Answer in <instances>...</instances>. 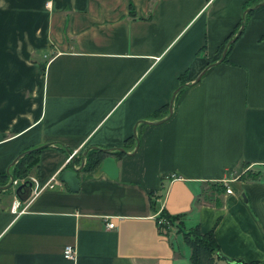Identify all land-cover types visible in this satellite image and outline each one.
I'll return each instance as SVG.
<instances>
[{"label": "crops", "instance_id": "1", "mask_svg": "<svg viewBox=\"0 0 264 264\" xmlns=\"http://www.w3.org/2000/svg\"><path fill=\"white\" fill-rule=\"evenodd\" d=\"M247 2L262 0H0V174L46 146L28 178L52 186L21 214L29 188L0 190V264H189L160 212L264 264V4L193 83ZM92 147L123 151L117 177L80 169L70 191L65 160Z\"/></svg>", "mask_w": 264, "mask_h": 264}, {"label": "trees", "instance_id": "2", "mask_svg": "<svg viewBox=\"0 0 264 264\" xmlns=\"http://www.w3.org/2000/svg\"><path fill=\"white\" fill-rule=\"evenodd\" d=\"M251 2H247L246 5L244 4L242 10H244V8L247 7V5L248 6L251 5ZM251 13L252 12H248L244 15L243 26L250 17ZM241 20L242 19H240L236 24V28H235L236 30L239 28L241 24ZM231 35L234 34L232 33ZM229 39L225 40L224 43L226 44ZM232 44L228 46L225 57L221 61L222 63L226 62V55L228 54V51L232 46ZM178 80L181 86V88L179 89L180 91L185 87V78L183 75H181L179 76ZM167 106L168 105L163 106V108L157 111V113L166 110ZM26 151H29V153L26 154H23L24 152L21 153L23 155L20 154L21 156L13 163V165L10 166L11 168L9 169V171L0 174V187L6 186L10 178L13 181L22 180L27 178L33 170L34 171L36 170L38 164V153L41 151V148L29 149ZM121 154H123V152H114L111 154L109 153L110 156L116 158L120 157ZM104 157L105 154H103L99 150L96 149L88 150L87 154L83 158V165L81 167V172L89 173L95 170ZM240 178L241 180L255 181V177L253 175H250V173H246L245 176H241ZM24 190L25 188L21 189V191L18 193L19 198L22 191ZM160 216L163 217L170 226H175L176 228H178V232L181 233L182 241L184 245L189 249V258H188L189 264H218L217 261H221V260L224 261V264H231V263L243 264L237 261L227 262V260H224L221 256H220L221 260L217 257L218 247L211 231L205 234H199L197 228H192L184 231L182 229L183 226L181 222H178L179 224L178 223L174 224L175 221L179 220L178 216H168L165 213H161V212H160Z\"/></svg>", "mask_w": 264, "mask_h": 264}, {"label": "water", "instance_id": "3", "mask_svg": "<svg viewBox=\"0 0 264 264\" xmlns=\"http://www.w3.org/2000/svg\"><path fill=\"white\" fill-rule=\"evenodd\" d=\"M264 4V0H262L261 3L259 4H256L255 6L251 7V8H247L245 9L243 12H242V20H241V24L236 32V34L233 36L232 39H230L224 46L222 52H221V55L219 57V59L213 63V64H209L207 65L201 72L200 74L196 77V79L193 81V83H196L198 82V80L201 78V76L211 67L221 63V61L224 59L225 57V54H226V50L228 48V46H230L237 38L238 36L240 35L242 29H243V16L248 13V12H253L254 10H256L257 8H259L260 6H262ZM178 91V90H177ZM171 113V106L169 104V107H168V116L170 115ZM158 123H161V122H158ZM46 146H42L41 148H44ZM91 149H96L95 147H92ZM101 151L103 154H105V157L102 159V161L100 162L99 164V172L104 174L107 178L109 179H116L117 177V168L115 166V161L114 159L109 155V153L111 152L110 150H99ZM119 152H123L122 150H118ZM26 153H29V151H26L24 152L23 154H26ZM21 154V155H23ZM86 154V151L82 154L83 156ZM17 156V158H15V160L10 164L13 165V163L21 156ZM69 155V154H68ZM9 166V167H10ZM82 167V164L77 168V169H71V170H64L62 171L59 175H58V178L57 180L59 182H62V183H65L68 185L69 187V190L70 191H76V188H77V178H76V173L81 169ZM7 172V171H6ZM12 179L10 178L9 179V182L6 186L4 187H0V190H5V189H8L11 184H12ZM23 188H29V184H21L19 186H17L14 190V193L15 195L18 197V193L21 191V189ZM243 198V195L241 196ZM244 200V199H243ZM217 257L221 260V257L219 256V254L217 255Z\"/></svg>", "mask_w": 264, "mask_h": 264}, {"label": "built area", "instance_id": "4", "mask_svg": "<svg viewBox=\"0 0 264 264\" xmlns=\"http://www.w3.org/2000/svg\"><path fill=\"white\" fill-rule=\"evenodd\" d=\"M74 155H75V152H72L70 153L66 160H65V165H69L71 163V166L74 168L75 166H73V163H72V160L74 158ZM19 182V181H18ZM15 183L14 181H12V184H15L14 186V189L21 185V184H29V193H28V196L26 197V199L23 201V202H20L18 199L15 198V203H14V206H13V209L16 210V209H19L17 214H21L27 207L28 203L40 192L42 191L43 189L45 188H52L51 184L49 182H46L45 184L43 185H38L36 180L33 179V178H28L27 180H24V181H20L19 183ZM224 194L226 195H229L231 194V189L227 186V185H224ZM157 225L161 228V229H164L166 227L169 226V224L167 223V221L159 216L157 218ZM106 228L107 229H112L113 228V225L108 223L106 225ZM62 257L65 259V260H72L73 257H74V252H73V249L70 247V246H67L63 249L62 251Z\"/></svg>", "mask_w": 264, "mask_h": 264}, {"label": "rangeland", "instance_id": "5", "mask_svg": "<svg viewBox=\"0 0 264 264\" xmlns=\"http://www.w3.org/2000/svg\"><path fill=\"white\" fill-rule=\"evenodd\" d=\"M255 5H256V4H255ZM252 7H253V6H252ZM27 179H28V177L25 178V179H22V180H20V181H24V180H27ZM20 181H19V182H20ZM19 182H18V183H19ZM186 227H188V226H186ZM177 238H178L177 241L180 242V241H181V235L179 234V235L177 236ZM181 249H182L183 251H185V252H188V251H187L188 248L184 245V243H183V247L180 248V251H181Z\"/></svg>", "mask_w": 264, "mask_h": 264}, {"label": "flooded vegetation", "instance_id": "6", "mask_svg": "<svg viewBox=\"0 0 264 264\" xmlns=\"http://www.w3.org/2000/svg\"><path fill=\"white\" fill-rule=\"evenodd\" d=\"M80 164H82L83 165V159H81V163ZM25 190H26V188H25ZM23 192V191H22Z\"/></svg>", "mask_w": 264, "mask_h": 264}]
</instances>
